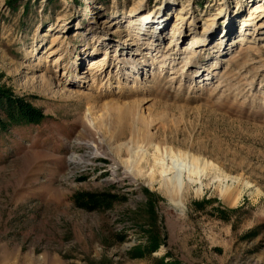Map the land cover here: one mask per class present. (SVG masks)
Masks as SVG:
<instances>
[{
	"label": "rangeland",
	"instance_id": "rangeland-1",
	"mask_svg": "<svg viewBox=\"0 0 264 264\" xmlns=\"http://www.w3.org/2000/svg\"><path fill=\"white\" fill-rule=\"evenodd\" d=\"M257 8L0 0V264H264V16L241 23ZM178 150L209 163L181 205L148 185ZM234 177L229 204L215 185Z\"/></svg>",
	"mask_w": 264,
	"mask_h": 264
},
{
	"label": "bare ground",
	"instance_id": "bare-ground-1",
	"mask_svg": "<svg viewBox=\"0 0 264 264\" xmlns=\"http://www.w3.org/2000/svg\"><path fill=\"white\" fill-rule=\"evenodd\" d=\"M255 11L256 12L259 11V14L258 15L248 14L246 20L244 19L241 22L243 26H247L248 24H250L249 20L256 19V17H261V16L263 17L264 16V9L263 8H257V9H255ZM129 21H130L129 23H131V20H129ZM161 22L162 21H160V23ZM154 23H157V22H154ZM262 27H264V23L259 25V28H262ZM161 28L162 27H160V29ZM156 29H157V27H153L150 32L153 33ZM173 37H174V35H173ZM243 38L244 37L241 35L239 40H243ZM159 40H161V36L159 34H157L156 38L153 39V42H154L155 48L157 50H160L161 52H163V48L161 46V43L157 42ZM168 51H171V49L168 48L166 52H168ZM104 58L105 57H102L101 60H96V58H92L89 61L90 64L88 66V69H93V68H95V66H99L104 61ZM122 61L127 66H130V64L132 67L136 66L135 64L133 65V63L130 62V59H127V58L123 59L122 58ZM170 79H172V77ZM94 80L95 79H92V82H94ZM138 109H140V107H138ZM138 111H140V110H138ZM90 119H92V117H90ZM92 121H93V119H92ZM92 125H94V124H92ZM123 132H127L128 134H130L133 141L136 139H137V141H139V139H142V142L144 140L147 143V145H152L151 141L155 138L153 136V132H145L144 133L143 131H141V129L139 127H136V126L132 127V128H126V130H124ZM154 144H157V143H154ZM88 145L91 147V151H89L87 153V155L88 156H93L94 154L98 155L97 146L94 144H91V143H88ZM126 145H128V144H126ZM147 145H146V147H147ZM130 150H132V148ZM138 151H136L135 153H137ZM169 153H170V151H169ZM186 155H187V153L179 151V150L177 151V153L172 155L173 157H175L174 158L175 160L173 161L172 160L173 158H172L171 162L173 161L174 165H176V167H174L173 172H171V170H173L172 166L171 167L166 166L165 161L163 159H161L163 161L156 163L157 166L155 165V168L153 167L154 169H152L148 175V179H149L148 185L153 188L157 184V186H156L157 189L165 197H167L171 202L175 203L176 205L183 204L185 197H187L190 192H193L195 195H200V193L202 192V183H201V179H200L199 174L203 169L207 168V166L209 165L208 162L198 160V158H196L192 155H190V159H189V160H191L190 161L191 163H189V160H188L189 157H187V159H185L186 162H184V161H182V158H185ZM141 158H142V156L139 155L138 160H140ZM74 160H75V157H72V162H74ZM132 160H134V159H132ZM132 160L128 159L127 161H124V162H127V169H126V171L124 170L125 175L130 177V179H135V178H137L138 175L143 176V174H140L141 171L139 169H137V170L132 169L133 167L137 168V164H138V163H135L138 160H134V161H132ZM187 160H188V162H187ZM128 162L130 164H128ZM193 184H199V186L196 189H193ZM246 187H247L246 182L238 181V179H235V177L229 178V179L225 178L223 180H219L218 183L215 185V188L218 190L219 195L222 197V199L226 203H229V204H234L235 202H237V200L240 198L241 194L243 193V190L246 189Z\"/></svg>",
	"mask_w": 264,
	"mask_h": 264
},
{
	"label": "trees",
	"instance_id": "trees-1",
	"mask_svg": "<svg viewBox=\"0 0 264 264\" xmlns=\"http://www.w3.org/2000/svg\"><path fill=\"white\" fill-rule=\"evenodd\" d=\"M4 97H5L4 94L0 91V101H2ZM8 106L10 108V111H11V109L12 110L13 109L14 110H17L15 115H18L19 114L22 117H26V118L28 117V114L26 115L27 112L23 109V107L21 105V102H19L18 100H13L10 103L8 102Z\"/></svg>",
	"mask_w": 264,
	"mask_h": 264
}]
</instances>
